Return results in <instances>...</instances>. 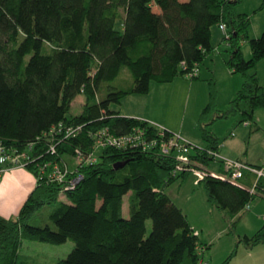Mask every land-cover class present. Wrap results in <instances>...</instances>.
Masks as SVG:
<instances>
[{"label": "trees", "instance_id": "trees-1", "mask_svg": "<svg viewBox=\"0 0 264 264\" xmlns=\"http://www.w3.org/2000/svg\"><path fill=\"white\" fill-rule=\"evenodd\" d=\"M239 3L0 0V142L25 152L30 142L41 138L32 151L36 162L28 167L36 175L38 163L69 164L66 158L74 162L77 148L91 151L96 135L105 128L117 137L146 128L157 137L159 130L150 122L124 117L111 105L131 95L149 94L153 82L171 83L199 68L216 51L213 29L221 24L230 34L225 38L231 54L228 66L244 76L229 114L242 112L245 119H252L264 109V85L250 74L264 60V33L251 37V19L237 13ZM244 42L251 46L250 60L244 58ZM126 69L133 82L119 88L114 85L117 81H129L121 79ZM80 95L86 98L83 112L69 118ZM212 96L201 130L206 149L219 150L220 141L207 126L224 116L215 115L214 92ZM245 104L249 109L243 108ZM59 127L62 132L54 136L57 154L52 155L47 139ZM67 128L81 130L66 138ZM200 161L208 167L213 159L204 154ZM116 165L125 166L116 169ZM175 167L172 157L107 147L99 152L96 164L73 174L83 178L75 190L39 182L17 219L0 215V264H18L25 239L53 245L75 242L73 252L56 264H199V248L204 244L188 216L166 193L179 179L190 176L175 177ZM201 184L208 202L231 216L255 200L247 189L227 181L207 177ZM126 196L129 219L124 218ZM55 204L59 206L51 215L52 224H30L42 209ZM148 221L153 224L149 235ZM240 242L248 249L264 245V226ZM235 253L222 264H229Z\"/></svg>", "mask_w": 264, "mask_h": 264}, {"label": "rangeland", "instance_id": "rangeland-1", "mask_svg": "<svg viewBox=\"0 0 264 264\" xmlns=\"http://www.w3.org/2000/svg\"><path fill=\"white\" fill-rule=\"evenodd\" d=\"M263 1L240 0L236 6L238 14L250 17V35L253 39L260 38L264 33ZM213 36L214 39L217 37L216 41L221 51H215L216 53L214 52L206 58L201 65V74L198 78L190 79L186 75L179 76L171 83L153 82L149 94L128 96L121 103L112 104L111 109L124 115L147 113L145 115L153 118L158 127L165 128L194 145L205 147L208 142L202 136V115L212 101V93L214 92L216 95L215 115L224 117L215 118L214 123L207 127L220 141L221 156L230 160L243 161L246 160L245 155L247 153L254 157H263L264 109L257 110L252 119H245L242 112L229 114L231 102L237 98L243 87L244 76L241 73L234 74L230 70L228 62L231 54L228 43L225 41V34L219 26L214 27ZM242 51L246 60L252 58V49L248 42L242 44ZM250 74H256L260 85H264V60L260 61L250 71ZM126 78L133 82V78L127 69L121 79ZM129 81L125 80V84H120L119 80L114 85L119 88H128L131 84ZM85 102L84 95L78 96L68 117L82 114ZM243 108L249 109V106L245 104ZM246 122H250L251 126H246ZM205 124L203 123V126ZM66 161L69 162V168L75 167V162L72 159L66 158ZM210 166V170L216 173L222 172L221 162L212 161ZM34 177L37 185L38 179L35 174ZM196 181L197 178L193 175L187 179H179L168 187L167 191L172 197L179 199L178 204L184 206L189 221L196 225L195 231L200 235V242L204 246L211 242L210 249H207V261L212 264L219 261V264H222L236 252L231 260L232 263L230 262L231 264H260L259 257L264 256V245L253 248L255 250H250L244 243L240 242V239H243L247 234L255 235L259 228L264 226V199L256 198L252 202L250 210H244L236 216H231L216 206H212L208 202L203 184H198ZM61 200L68 202L65 196H61ZM58 206L59 204L45 207L32 218L30 224L39 227L52 224L51 215ZM124 218H130L129 196L124 198ZM147 229L149 235L153 229L152 221L147 222ZM224 229L226 232L223 231ZM75 247L76 244L72 240H68L62 245H53L25 239L20 249L18 264L25 262L56 264L58 261L66 259Z\"/></svg>", "mask_w": 264, "mask_h": 264}, {"label": "built area", "instance_id": "built-area-1", "mask_svg": "<svg viewBox=\"0 0 264 264\" xmlns=\"http://www.w3.org/2000/svg\"><path fill=\"white\" fill-rule=\"evenodd\" d=\"M220 29L225 34V38L229 39L230 34L226 24H221ZM187 76L190 79L198 77L199 68L196 67ZM152 125L159 130L157 137L153 136L146 128H136L131 133L121 137L114 135L109 128L101 130L95 137V145L91 151H84L81 148L76 149V156L74 157L76 169L72 170V168H69V164L64 161L38 163L36 165L37 184L39 182L60 183L65 185V191L75 190L83 178L73 177V174L78 173L84 167L96 164L99 161V152L102 149L107 147L117 149L136 148L144 152H155L158 155L172 157L176 162L175 177L182 174L193 175L197 178L198 184L207 177H213L247 189L255 199H264V164L251 165L242 160L226 159L221 156V145L219 146V150H209L206 147L194 145L165 128H160L155 124ZM245 125L251 126V123L246 122ZM62 128L53 129L47 139L49 153L52 155L57 154L54 136L56 134L59 136ZM80 130L81 128L65 129L66 138L76 136ZM40 141L41 138H38L36 141L30 142L28 150L25 152L9 149L0 142V174L10 168H28L34 164L36 160L32 158V151ZM204 154L211 157L213 161L221 162V173H216L201 163L200 157ZM249 177L252 179H249ZM251 204L252 202L246 206L245 210H250ZM207 249V246L199 248V255L201 257L199 264H209L205 258Z\"/></svg>", "mask_w": 264, "mask_h": 264}, {"label": "crops", "instance_id": "crops-1", "mask_svg": "<svg viewBox=\"0 0 264 264\" xmlns=\"http://www.w3.org/2000/svg\"><path fill=\"white\" fill-rule=\"evenodd\" d=\"M216 38L214 39V36H213L212 44H213L214 48L216 49V52H219V51H221V48L218 46ZM200 74H201V66L199 67V76H200ZM129 82L131 83V81H129ZM145 114L147 115V113H145ZM145 114L131 113V114H125L124 115L123 113H121V115L124 117L142 119V120H146L152 124L157 125L156 124L157 122H155V120L153 118H150L149 116H146ZM252 132H254V131H252ZM255 134H257V133H255ZM202 147H204V146H202ZM220 153H221V150H220ZM245 157H246L245 158L246 160L244 162H246L248 164H251V165H262V164H264V156L258 158V157H254L250 153H247L245 155ZM208 168L211 169V166L209 165ZM189 177H191V175ZM249 179H252V178L249 177ZM196 182H195V184H196ZM197 185H195V186H197ZM36 187H37V185H36L34 173H32L30 170H28V168L24 169V168L16 167V168H10V169L6 170L5 172H2L0 174V215L6 219H17L19 214H20L21 209L23 208V206L25 205V203L29 199L30 195L36 189ZM166 193L171 197L173 202L180 209H182L183 212L186 214L187 212H185L184 206L183 205L181 206L180 204H178L179 199H175L174 197H172L168 193L167 190H166ZM263 222H264V219H263ZM190 223L192 224V227L195 229L196 225H193L192 222H190ZM262 227H263V225L261 226V228ZM261 228H259V230ZM223 231L226 232V229H224ZM247 235L250 236L249 234H247ZM253 235L254 234H252L251 236H253ZM209 245H211V242H209V244L207 246L209 247ZM250 250H255V249H250ZM260 252H263V251H260ZM250 254L252 255L253 253H250ZM205 258H206V256H205ZM259 258H260L259 263L264 264V256H261ZM215 260H216V258L214 259V263H215ZM219 263H220L219 261L216 262V264H219ZM209 264H212V263L209 262Z\"/></svg>", "mask_w": 264, "mask_h": 264}, {"label": "water", "instance_id": "water-1", "mask_svg": "<svg viewBox=\"0 0 264 264\" xmlns=\"http://www.w3.org/2000/svg\"><path fill=\"white\" fill-rule=\"evenodd\" d=\"M123 166H125V165H116L115 168H116V169H120V168L123 167Z\"/></svg>", "mask_w": 264, "mask_h": 264}]
</instances>
